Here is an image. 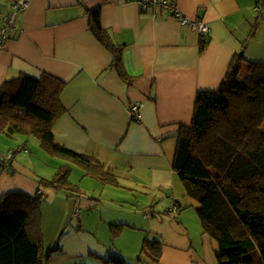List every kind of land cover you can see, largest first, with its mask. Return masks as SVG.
<instances>
[{
    "label": "crops",
    "instance_id": "crops-1",
    "mask_svg": "<svg viewBox=\"0 0 264 264\" xmlns=\"http://www.w3.org/2000/svg\"><path fill=\"white\" fill-rule=\"evenodd\" d=\"M12 1L0 0V25L14 14V28L0 49V85L19 74L39 77L47 73L66 82L60 93L65 111L52 126L54 140L94 157L118 182L105 183L73 162L51 160L56 161L53 174L60 166L70 168L68 181L79 191L74 207L96 210L104 196L116 202L118 190L163 192L170 198L165 210L151 207L143 212L140 224L147 229L143 240L160 241L159 264H218L200 222L184 219L189 208L183 210V204L191 206L192 201L172 167L177 131L190 125L196 93L219 87L239 48L253 47L257 54L249 55L246 62L259 61L258 54L264 55L260 24H256L264 0H170L185 17L206 22L205 37L180 25L173 11L143 9L134 0H28V6L15 13ZM87 9H98L100 23L113 42L124 45L122 63L130 81L110 66L112 54L90 31ZM137 102L139 117L135 119L130 106ZM17 134L22 135L18 136L21 148L33 156L30 143L36 142L29 137L34 136ZM76 166L81 172L73 175ZM4 168L13 172H0V196L19 191L41 199L35 179L47 177L13 157ZM112 211L117 212L116 208ZM117 218L104 220L110 222L106 236L115 240L108 243L109 238L98 239L91 231H83L80 220L61 246L54 247L56 254L68 259L66 264H86L85 258L106 264L109 256L125 262L124 253L131 254L134 245L122 238L126 221ZM110 224H123L117 236L109 230ZM130 225L131 229L136 226ZM142 255L140 248L137 258L148 263Z\"/></svg>",
    "mask_w": 264,
    "mask_h": 264
},
{
    "label": "trees",
    "instance_id": "trees-1",
    "mask_svg": "<svg viewBox=\"0 0 264 264\" xmlns=\"http://www.w3.org/2000/svg\"><path fill=\"white\" fill-rule=\"evenodd\" d=\"M87 12L90 31L112 54L110 66L130 81L122 63L124 45L113 42L98 9ZM243 60V54L232 58L217 89L196 93L191 123L177 131L172 163L187 196L197 203L195 213L218 264H264V62L247 61L248 76L240 80ZM65 85L47 73L4 80L0 132L33 135L49 155L86 168L102 182L118 184L94 157L54 140L52 126L65 111L60 101ZM69 171V166H60L41 182L70 188ZM122 225H110L113 236ZM141 253L150 264H159L160 241L144 239ZM50 256L43 243L40 198L19 191L1 194L0 264H47ZM105 262L125 264L117 256Z\"/></svg>",
    "mask_w": 264,
    "mask_h": 264
},
{
    "label": "rangeland",
    "instance_id": "rangeland-1",
    "mask_svg": "<svg viewBox=\"0 0 264 264\" xmlns=\"http://www.w3.org/2000/svg\"><path fill=\"white\" fill-rule=\"evenodd\" d=\"M258 23L256 24L259 26V36L262 42H264V10L259 16V19L257 20ZM238 56L243 54V57L245 59H249V55H254L253 47L250 50L244 51V47L242 46L238 50ZM257 55V54H256ZM259 61L264 62V55L257 56ZM246 60H243L242 68L238 74V79H244L248 76L247 73V64ZM263 131H264V125H263ZM14 136V137H11ZM17 133L15 135L3 133L0 132V160L3 159V156L8 154L9 151L13 152V159H18L22 162L28 163L32 169H35L38 173V175H42L44 177L50 178L53 174V169H55L54 162L51 161L53 159L55 160H64L59 157H53L45 152H43L38 144L37 139L30 136L29 138L31 140H35L34 143H30V151L34 153L33 156H31V153L27 149L21 148L20 140L18 139ZM66 160H64L65 162ZM43 169V170H41ZM40 170V171H39ZM75 170L72 174L81 172V170L76 166ZM0 172H8L7 174L12 175L9 171L6 170V168H1V162H0ZM56 172V171H55ZM53 174V175H52ZM77 179V178H75ZM40 184V191L41 194L39 197L40 199V209H41V216H42V236H43V243L45 249H47V254L51 253V256L49 257L47 264H66L67 260L59 257L56 252H51V250L54 247H60L61 241L70 230L77 229L80 225V220H82V228L83 231L89 230L93 234H95L98 239H108V243L112 240H115L112 237L106 236V230L108 227L107 224L104 222L105 219H118L122 218L125 222V228L124 233L122 234V238H125V241L129 239V244L131 243L132 248L129 250L131 254L124 253V256L127 258L125 260V264H150L143 263L140 261L137 257V255H140V248L141 243L145 235L146 228H141V218L143 217V212L150 210L151 207L153 209H158L162 211L169 203V197H167L163 192H148V191H141L138 190L137 192H130L125 190H118L119 196L118 200L116 202L110 200V196H104L100 200V204L96 208V210L89 211L87 209H81L79 207L75 208L73 205V200L75 199L76 195L79 194V191H77L75 188L76 186L73 185V183L70 182V188L63 187L59 188V190L54 191V189H51L50 187L46 186V184L41 183V181L36 178ZM70 180V179H69ZM90 182H93L96 184V182L93 179H88ZM73 190V191H72ZM77 191V192H76ZM174 195L177 197V199H180V194L178 191H175ZM189 197V196H188ZM191 198V197H189ZM187 199L186 197L183 198ZM182 200V201H183ZM192 201V205L189 204H183V210L188 209V211H185L184 218L185 221L192 222H199L198 217L195 213L194 206L196 205V201L191 198L189 199ZM113 208H116L117 212L112 211ZM165 210V209H164ZM149 212V211H148ZM187 214V215H186ZM190 216L188 219L187 217ZM102 219V220H101ZM110 221V220H107ZM136 225L134 229H131L130 227H133L130 225ZM190 223V222H189ZM111 225V224H110ZM195 227H198V225L195 223ZM110 230V226H109ZM127 233H129L127 235ZM108 234V233H107ZM126 235V236H125ZM125 236V237H124ZM155 237V236H153ZM123 240V239H122ZM151 240V239H149ZM116 241H114L115 244ZM58 249V248H57ZM58 253V252H57ZM143 259H146L145 255L141 256ZM90 259H93V257H90ZM86 264H96L91 260H88V258L84 259ZM96 262V261H95ZM106 263V262H105ZM100 264V263H99ZM109 264V263H106Z\"/></svg>",
    "mask_w": 264,
    "mask_h": 264
},
{
    "label": "built area",
    "instance_id": "built-area-1",
    "mask_svg": "<svg viewBox=\"0 0 264 264\" xmlns=\"http://www.w3.org/2000/svg\"><path fill=\"white\" fill-rule=\"evenodd\" d=\"M141 8L143 9H169L173 11V14L176 18V20L180 23V25L185 26L189 28L192 31L198 32L202 37H205L208 32V26L204 20L201 19H189L182 15L178 9L176 8V5L174 2L170 0H134ZM28 0H13L12 1V11L15 13L17 11L23 10L28 6ZM260 8L257 7V10ZM13 17L14 14H10L5 18L4 24L0 25V49L3 47L5 40L9 37L11 29H13ZM140 103H134L130 106V112L132 116L135 119H138V109H139ZM13 152L9 151L8 154H6L3 157V164L4 167L8 165V161L13 157ZM172 210L176 211V206L172 205Z\"/></svg>",
    "mask_w": 264,
    "mask_h": 264
}]
</instances>
